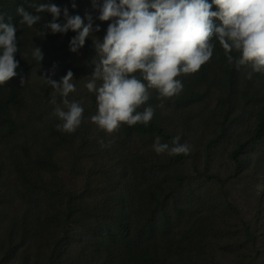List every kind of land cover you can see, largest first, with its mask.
Returning <instances> with one entry per match:
<instances>
[{
    "label": "trees",
    "instance_id": "obj_1",
    "mask_svg": "<svg viewBox=\"0 0 264 264\" xmlns=\"http://www.w3.org/2000/svg\"><path fill=\"white\" fill-rule=\"evenodd\" d=\"M41 3L58 6L61 23L65 22V8L69 15H80L85 24L87 15H91L95 32L82 48L80 66L67 64L73 53L70 41L77 33L53 35L46 30L44 38L38 36L43 23L52 20L50 13H35L32 5ZM102 3L103 0H99V4ZM21 7L41 15L42 21L32 28L21 24L17 13ZM212 10L218 9L213 5ZM0 14L5 15L6 24L17 28L19 48L15 56L19 61L17 76L0 86V212L2 206L18 199H22L25 209L23 216L8 226L0 244V264H171L173 259L180 264H196L200 259L216 264L215 248L225 241V232H215V219L223 210L238 214V208L226 197L213 199L206 206L209 197L195 192L193 170L197 169L199 151L190 148L187 155L169 156L157 154L153 145L159 138L162 144L171 146L177 136L181 144H188L187 132L194 122L195 108L208 101L215 88H219L222 96L220 105L213 111L215 128L205 146V155L209 158L246 108L258 106L255 125L238 137L231 151L238 169L242 164L241 156L249 148L256 145L264 148V74L254 73L252 79H248L251 69L229 64L224 49L214 39L210 61L199 72L176 78L183 84L178 96L161 101L158 92L152 90L148 104L154 107L155 114L147 125H123L119 132L109 136L92 123L93 115L88 121L83 113V122L74 133L58 131L52 125L50 135H42L41 129L22 115L29 108L26 93L33 89L27 78L42 70H47L49 76L61 65L64 69L52 78L57 82L69 70L73 75L88 72L91 76L95 68L93 61L98 58L93 37L103 41L110 22L98 19L99 11L93 8L92 0H0ZM97 27L100 31H96ZM36 47L42 50V62L32 55ZM232 55L235 57L238 53ZM41 91L44 96L56 93L61 97L47 82ZM91 94L93 107H96V95ZM75 99L80 102L79 98ZM161 103L163 108L158 107ZM181 123L183 132L177 130ZM101 140L107 146L102 147ZM136 140L143 146V152H129ZM76 143L74 161L83 173L90 166L84 165L82 160H92L97 149L102 153L100 167L90 168L88 180L80 190L67 184L59 163V155L74 150ZM105 151L127 157L125 165L114 170L107 167ZM190 163L196 166L191 167ZM102 173L108 178L111 190L98 202H87L94 181ZM217 178L224 183L219 175ZM241 222L249 234V224ZM76 231L82 243L77 255L68 245ZM241 245L243 242H239ZM256 253L252 248L246 253L249 264H257Z\"/></svg>",
    "mask_w": 264,
    "mask_h": 264
},
{
    "label": "clouds",
    "instance_id": "obj_2",
    "mask_svg": "<svg viewBox=\"0 0 264 264\" xmlns=\"http://www.w3.org/2000/svg\"><path fill=\"white\" fill-rule=\"evenodd\" d=\"M92 3L99 11L98 19L110 23L103 41L93 37L98 58L93 61L94 72L86 78L85 87L96 95L97 112L91 121L109 136L119 132L123 125H147L155 114L154 107L148 104L152 90L158 92L161 101L178 96L183 84L176 78L197 73L210 61L214 39L224 49L229 64L251 69L248 79L254 73L264 74V0H212V3L208 0H103L102 5L99 0H92ZM213 5L217 11L212 10ZM32 7L35 13L52 15V20L43 23V30L38 31L39 37L44 38L47 31L53 35L72 31L77 35L70 41V51L76 53L85 46L93 31L91 15H87L85 24L80 15H69L65 8V22L61 23V9L55 4ZM17 13L20 23L29 28L42 21L41 15L22 7ZM4 19L5 15L0 14V86L16 77L19 68V61L15 59L19 52L17 28L6 24ZM96 31H100L99 27ZM233 52L238 55L234 57ZM32 55L37 61H43L40 47ZM41 78L63 97L62 105L54 108V115L61 121L57 130L74 133L83 122L84 108L80 102L68 99L76 91L72 71L59 82L47 76ZM52 103L56 104L55 99ZM163 106V103L158 105ZM179 141V136L174 137L170 146L157 138L153 148L157 154L187 155L190 146ZM100 143L102 147L107 146L103 140Z\"/></svg>",
    "mask_w": 264,
    "mask_h": 264
},
{
    "label": "rangeland",
    "instance_id": "obj_3",
    "mask_svg": "<svg viewBox=\"0 0 264 264\" xmlns=\"http://www.w3.org/2000/svg\"><path fill=\"white\" fill-rule=\"evenodd\" d=\"M94 32L95 27H93L92 33ZM46 45L47 48H50L49 44ZM82 52L83 49L81 48L78 52L72 53L67 64L80 66L82 64ZM64 67V65L59 66L54 71H51L49 76L47 75V70H42L32 74L26 80L33 89L26 93L29 100V108L23 111L22 115L30 119L32 125L37 129H41L39 131L42 135H50L51 126L55 125L57 127L61 123L59 118L54 115V108L57 105H62L63 97H60L56 93L55 95L52 93L49 96H44L41 87L46 81L41 77L54 78ZM88 77H90L88 72L73 75L74 80L72 82L76 86V91L69 94L68 99L71 101H77L75 97L80 99V103L85 105L84 116L89 121V116L96 114L97 106L93 107L94 97L85 87L87 83L86 78ZM97 83L99 85L100 82ZM36 93L38 95H35ZM221 96L222 91L219 88H215L210 99L197 107V109L195 108L194 122L188 128V145L192 150L199 151L201 155L197 162V169L193 170L196 176L193 180V187L195 192L209 197L206 206L213 199H224L226 197L238 208V214L227 213L223 210L215 219V232L218 230L225 232V241L215 248V254L218 258L216 264H249L250 258L246 256V253L250 248L257 252L255 262L257 264H264V148L259 145L249 148L241 156L242 164L238 169L235 167L231 155L238 137L245 130L255 125L256 109L258 106L256 108H246L243 116L234 124L231 131L228 132L229 134L226 136L225 141L217 146L215 154L209 158L205 155V146L209 142L215 128L213 111L220 105ZM53 99H55L56 104L52 103ZM177 130L180 132L184 131L182 123L177 125ZM137 150L144 151L139 140H136L131 145L129 152ZM105 153L104 163L107 167H113V170L124 166L127 161V157H120L115 153L108 154L107 151ZM76 155L77 143L74 150H66L59 155V163L63 167L60 172L70 187L80 190L88 180L90 168L96 167L97 170L100 167L102 153L97 149V155L92 160L87 158L82 160L84 165L90 166L85 173L82 172L81 167H78L74 161ZM190 166L195 167L196 163H190ZM218 175L224 180V183L220 182L217 178ZM107 181L108 178L104 173L99 175V178L93 183L92 193L87 202L95 203L106 196L107 192L111 190ZM97 188H104L105 191ZM1 212L0 244L6 237L9 224L16 223L25 212L22 199L2 206ZM241 220L249 224V234L246 232ZM182 226L184 227V223ZM239 242H243V245L239 246ZM68 245L69 250L75 255H77V251L81 250L82 243L79 241V237H77V231L75 237ZM171 264L180 263L173 259L171 260ZM196 264L212 263L207 259H200L197 260Z\"/></svg>",
    "mask_w": 264,
    "mask_h": 264
}]
</instances>
